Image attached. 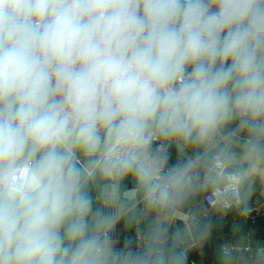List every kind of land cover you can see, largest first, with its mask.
Masks as SVG:
<instances>
[{
  "label": "clouds",
  "instance_id": "clouds-1",
  "mask_svg": "<svg viewBox=\"0 0 264 264\" xmlns=\"http://www.w3.org/2000/svg\"><path fill=\"white\" fill-rule=\"evenodd\" d=\"M238 121L264 142V0H0V264H179L118 251L88 186L178 202Z\"/></svg>",
  "mask_w": 264,
  "mask_h": 264
},
{
  "label": "crops",
  "instance_id": "crops-1",
  "mask_svg": "<svg viewBox=\"0 0 264 264\" xmlns=\"http://www.w3.org/2000/svg\"><path fill=\"white\" fill-rule=\"evenodd\" d=\"M213 147L209 146L208 142L205 145H188L185 147L184 153L180 154L173 143L170 145L171 152L168 164L172 166L178 158H196L198 156L200 158V166L205 169L213 168L218 158L213 154ZM263 150L264 142L261 143L257 154L242 152L233 161L234 168L245 163L248 164L241 174L240 180V197L243 208L264 200V159L259 156V153ZM222 177L217 178V183L223 184ZM209 188L210 184L208 183L196 182L194 186L189 185L183 190L178 202L165 209H149L143 199V193L134 191L137 189V184L132 177H126L119 181L118 194L121 196L122 202H119L118 196L113 197L111 195L112 183L104 178L97 177L89 184L88 191L93 198L94 211L104 215H111L117 208L119 211L120 209L122 210L117 219L127 217V222L123 223L122 228L128 232L129 238L133 240V223L137 217L142 220L150 233L158 229L157 234H165L166 226H172L176 221L185 219L191 206L205 212L206 209L201 206L200 200L204 199ZM103 205L106 207L105 210L99 212V208H102ZM206 212L212 216L213 236L221 238V236L227 235L231 242H235L239 246V242L243 240L249 243L250 247H264V215L260 218L261 222L257 226H253L244 218L238 208H233L230 211L216 204L208 206ZM220 242L222 244L223 241L220 240ZM168 244L177 245L183 251L182 246L176 242ZM157 247L161 249L158 244ZM209 254L220 256L222 264H235L234 262L226 261L220 253H215L205 248V256ZM165 256L171 257L173 255L166 253ZM179 264H195V262L183 256L179 260Z\"/></svg>",
  "mask_w": 264,
  "mask_h": 264
},
{
  "label": "water",
  "instance_id": "water-1",
  "mask_svg": "<svg viewBox=\"0 0 264 264\" xmlns=\"http://www.w3.org/2000/svg\"><path fill=\"white\" fill-rule=\"evenodd\" d=\"M237 124L238 121H233L225 125L208 141L209 146H214L213 154L226 165V174L235 171L233 167L235 158L242 152H249V133L247 130L238 129ZM259 156L264 159V150L259 153ZM222 182L223 184L227 182L226 175L222 177ZM194 184L195 183L192 182L190 186H194ZM120 197L121 196L118 194L119 202H122V198ZM200 204L207 210L209 205L204 199L200 200ZM104 205L102 208H99V212L105 210L106 207H104ZM206 210L205 212L199 211L191 206L185 219L176 221L172 226H166L165 234H156L155 238L159 247L162 249L166 244L176 242L182 246L187 257L193 260L195 264H204V259L198 249L195 246H191L194 241L200 240L207 250L221 253L220 240L223 241L222 243H226L230 242L231 239L227 235L221 236V238L212 235V216L206 212ZM228 210L232 211L233 208H229ZM120 213H122V210L120 209L119 211L118 208L112 212L111 223L105 226L104 230L109 234L114 247L118 251H132L138 253L135 250L134 239L131 240L128 232L124 231L122 228L123 223L127 222V217L117 219ZM239 244L240 248L238 250L223 255L226 261H231L235 264H264V247H250L249 243L243 240H241ZM246 247L249 248L246 249Z\"/></svg>",
  "mask_w": 264,
  "mask_h": 264
},
{
  "label": "built area",
  "instance_id": "built-area-1",
  "mask_svg": "<svg viewBox=\"0 0 264 264\" xmlns=\"http://www.w3.org/2000/svg\"><path fill=\"white\" fill-rule=\"evenodd\" d=\"M166 167H169V164ZM226 168V165L219 158H217L213 168L205 169L198 164L193 170L194 179L192 182L210 184V188L204 196V200L209 206L219 204L225 210L238 208L250 224L257 226L259 218L264 215V200L243 208L240 197L241 173L235 170L226 174ZM224 175L227 176V182L225 184L217 183V178ZM133 239L135 241V250L139 254L144 253L153 242H157L155 237L149 235L139 217L133 223ZM191 246H195L203 258L205 257V246L202 241H194ZM239 248L240 246L237 243L230 241L222 243L220 250L222 255H227ZM248 248L246 247V249ZM184 255L186 256L185 252Z\"/></svg>",
  "mask_w": 264,
  "mask_h": 264
},
{
  "label": "trees",
  "instance_id": "trees-1",
  "mask_svg": "<svg viewBox=\"0 0 264 264\" xmlns=\"http://www.w3.org/2000/svg\"><path fill=\"white\" fill-rule=\"evenodd\" d=\"M247 166H248V164L245 163V164H242V165H240V166L235 167V170L238 171V172H240V173L242 174L243 171L245 170V168H246ZM260 220H261V219L259 218L257 225L259 224V222H261ZM146 229H147V228H146ZM147 232L149 233V235H150L151 237H155L156 234H157V232H158V229H156L155 231H153V232H151V233H150L148 230H147ZM150 246H151L152 248L159 249V248L157 247V243H156V242H153ZM163 251H164V254H166V253H170L171 255H175V256H177V257H180V259L183 258V256H184L186 259H188L187 255H186V256L184 255V250L181 251V249L179 248V246L174 245V244H167V245L163 248ZM140 254H143V253H140ZM220 254H221V253H220ZM221 255H222V254H221ZM203 259H204V264H222V261H221V257H220V256H214V255H212V254H209L208 256H205Z\"/></svg>",
  "mask_w": 264,
  "mask_h": 264
}]
</instances>
